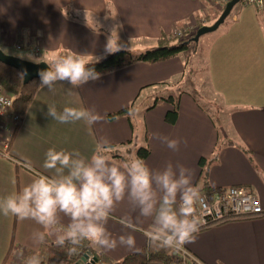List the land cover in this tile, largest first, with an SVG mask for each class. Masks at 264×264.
<instances>
[{"label": "crops", "instance_id": "0c3cea01", "mask_svg": "<svg viewBox=\"0 0 264 264\" xmlns=\"http://www.w3.org/2000/svg\"><path fill=\"white\" fill-rule=\"evenodd\" d=\"M228 1L0 0V50L10 56L13 52L21 53L25 57L21 59L29 62L31 60L27 58L36 57L37 61H31L35 63L73 53L90 55L100 61L112 53L107 50L110 40L120 50L136 47L145 50L162 34H172L175 28L192 31L196 27V18L205 26L212 25ZM36 49L38 55L34 52ZM205 65L212 90L226 105L243 108L224 116V128L219 132L186 94L179 96L178 118L174 125H168L164 120L171 106L161 103L151 110L138 112L144 127L139 129V123L134 124L132 132L127 119L128 116L133 120L132 103L142 89L155 85H159L156 86L159 89L164 86L162 84L183 75L184 67L179 58L152 65L135 63L101 75L97 81L79 88L67 82H57L51 90L40 88L14 134L9 148L10 160L0 156V199L22 192L39 174L49 177L67 174V169L60 173L43 167L50 148L78 151L81 156L73 159L88 160L94 152L106 147V140L111 146L131 140L135 148L146 145L150 150L145 162L152 171L157 199L163 192L155 178L169 163L177 173L176 165L190 169L194 185L202 191L198 165L201 158L209 168L208 188L212 192L232 186L250 190L262 205L261 217L211 226L199 233L195 243L182 248L201 264H264L263 10L244 5L235 7L212 40ZM148 97L145 107L155 100L152 95ZM52 105L57 111L65 107L94 108L103 119L92 127L83 121L61 124L45 116ZM126 110V116L121 115L111 122L106 119L110 113ZM164 137L180 140L179 150L169 149ZM238 139L250 150L251 163L236 143L224 146L216 155L217 146L226 140L235 142ZM209 161L212 162L209 164ZM111 162L126 172L118 162ZM57 216L58 226L67 227L70 218L60 212ZM126 217L133 219L135 231L120 223ZM152 223L151 218L139 217L131 198L126 196L125 201L117 205L106 227L117 238L133 235L135 247L118 246L105 251L89 246L96 252L98 264H113L139 253L146 245L145 233L151 230ZM37 231L44 229L33 220L0 214V243L6 245L2 259H6L5 264L11 261L22 264L27 257L37 253L44 257L47 249L69 251L67 247H56L54 237L47 238L45 244L36 243L33 234ZM13 244L16 247L13 248ZM86 244L72 255L77 256ZM18 250L23 251L22 256L17 254ZM69 264L74 263L69 261Z\"/></svg>", "mask_w": 264, "mask_h": 264}, {"label": "clouds", "instance_id": "9594fccd", "mask_svg": "<svg viewBox=\"0 0 264 264\" xmlns=\"http://www.w3.org/2000/svg\"><path fill=\"white\" fill-rule=\"evenodd\" d=\"M107 50L120 49L110 40ZM97 62L99 58L76 53L53 56L47 69L39 73L40 87L51 90L57 82H67L79 88L90 81L95 82L100 74L89 65ZM70 94L79 95L78 92ZM45 116L61 124L83 121L89 127L103 119L94 108L65 107L57 111L55 105L47 108ZM163 139L169 149L179 150L180 140ZM110 150V142L106 140V147L86 160L73 159L81 156L78 151L48 149L43 167L60 173L67 169V174L57 177L39 174L22 192L0 199V214L35 221L44 229L33 234L36 243L45 244L47 238L54 237L53 244L58 248L67 247L70 253H76L85 242L105 251L118 246L132 248L136 244L133 235L117 238L106 227L117 205L127 196L139 217L153 221L151 230L145 233L149 249L179 250L186 244L195 243L204 223L198 214V209L204 205V197L193 183L191 170L176 165L177 173L169 163L155 178L163 192L157 199L152 171L146 162L135 157L124 165L125 172L111 162L112 157L107 155ZM58 212L70 218L67 227L58 226ZM120 223L136 230L131 217ZM17 254L22 256L23 251L18 250ZM24 264H42V258L37 253L27 257Z\"/></svg>", "mask_w": 264, "mask_h": 264}, {"label": "trees", "instance_id": "16d2710c", "mask_svg": "<svg viewBox=\"0 0 264 264\" xmlns=\"http://www.w3.org/2000/svg\"><path fill=\"white\" fill-rule=\"evenodd\" d=\"M239 5H242L241 2ZM224 7L225 4L221 8L220 13L224 10ZM203 26H205L204 22H202V20H200L199 18H196V27L192 31L187 32L184 31L183 29H179L181 30V35L179 36L173 34L170 35L162 34L156 40V44H157L156 47L148 48L137 52L121 49L119 51H115L112 52L111 54L106 55L99 62L89 66L94 67L95 70L101 76L125 68L135 63H145L152 65V64H158V63L170 61L172 59L178 58L179 55H181V53L186 52L189 49L190 43L194 42L193 38L197 30ZM51 60H47L45 63L50 65ZM200 73L203 76V81L206 84H208L207 69L205 66L200 69ZM194 74H196V72ZM171 84L173 83L169 82L168 84L166 83L162 84L164 86L159 89L158 88L156 89V86L159 85L149 86L147 88L142 89L141 91L146 90L148 88H155V89H148L150 92L147 95L144 96H142L141 94L138 95L139 97H137L134 100V103H132L130 107V108L134 107L132 109L135 111L133 114H138V112L142 113L144 111L151 110L152 108H154L155 106L161 103H167L171 106V108L165 113L164 120L168 125H174L178 118L179 96H181L182 94H186L192 99V101L195 103L197 108L200 111H202L205 114V116L212 122L216 131L219 132L222 128H224V121H223L224 116L229 115L234 111L243 109L242 107H231L226 105L223 98L220 95L216 94L213 90H212V94L209 97H203L200 95L195 96L194 94H192L194 90L179 91V95L177 97L173 95H164L163 93L165 92L166 89L168 90L170 88ZM0 86L4 89V91H6L7 93H9L14 97L13 109L16 112H18L22 117L26 114L29 106L31 105V103L35 98L36 93L41 88L40 79L33 80L28 84L24 85L22 74H20L13 68L1 63H0ZM149 95L154 96L155 100L148 102L149 105L145 107L146 98L148 99ZM142 105L145 106L142 107ZM127 112L128 111L126 110L121 112L110 113L106 116V119L109 122H111L117 119L121 115L126 116ZM127 119L130 128L133 132L135 123L133 122V120L131 121V118L128 116ZM143 127L144 126H142L141 128ZM234 143H236L238 149L244 154V156H246V158L251 163L253 161L252 154L250 150L239 139L235 142L226 140L222 145L217 146L216 155L219 153L220 149H222L224 146L234 145ZM135 147H136L135 144L131 140L119 145H112L111 150L107 153V155L111 156L112 160L118 162L127 171L124 165L127 162H129L131 159L135 157H139L145 161L150 155V150L147 148L146 145L139 146L137 148ZM104 148H100L99 150H97V152L102 151ZM211 162L212 161H209V164ZM198 165L201 168L200 187L203 191L211 193L212 191L210 190V188H208L209 168L206 167L207 163L205 159L203 158L199 159ZM206 229L208 228L202 227L200 232H204ZM88 252H90L93 257L98 258L96 252L90 250L89 245L86 244L84 249L80 251V253L77 256L76 255L74 256L72 255V253L69 252L70 263H73L74 261L78 260V258H81L84 254ZM173 260H174L173 249H154V248L149 249L146 244L139 253L128 255L124 257L122 260L113 264H168ZM5 261L6 259H4L2 264H5ZM98 262L99 261H97L96 264H98ZM42 264L44 263L42 262Z\"/></svg>", "mask_w": 264, "mask_h": 264}, {"label": "built area", "instance_id": "2783aa9c", "mask_svg": "<svg viewBox=\"0 0 264 264\" xmlns=\"http://www.w3.org/2000/svg\"><path fill=\"white\" fill-rule=\"evenodd\" d=\"M241 4L264 9V0H241ZM172 34L179 36L181 30L175 29ZM13 103L14 97L0 86V156L9 160L10 145L22 121V116L13 109ZM201 193L204 205L198 209V214L204 221L203 228L263 215L260 201L246 187L232 186L211 193L202 190ZM173 250L174 260L168 264H201L183 248Z\"/></svg>", "mask_w": 264, "mask_h": 264}, {"label": "rangeland", "instance_id": "374dc122", "mask_svg": "<svg viewBox=\"0 0 264 264\" xmlns=\"http://www.w3.org/2000/svg\"><path fill=\"white\" fill-rule=\"evenodd\" d=\"M208 26H211L208 25ZM223 28V24L215 31L209 34H205L202 37L199 38L198 42H191L190 43V47L186 52L181 53V55H179V59L182 61L183 67H184V74L178 76L177 78H174L170 83H173L170 85V88L167 90H165V92L163 93L164 95H173V96H178L179 95V91L182 90H188V91H192L194 90V92H192V94H194L195 96H203V97H209L212 94V88L209 84H206L203 81V76L200 73V69L202 67H204L205 65V56L206 53L208 51V48L212 42V40L214 39V37L217 35V33H219V31H221V29ZM175 29H181V28H175ZM173 33V32H172ZM134 47V45H129L128 47ZM157 44L156 43H151L149 44L148 48H153L156 47ZM127 50H130L132 52H137V51H142L144 49H141L139 47L136 48H129ZM13 57L16 58H25L24 56H21V53H17V52H13L11 53ZM35 54H39V50L36 49L35 50ZM31 61H37L36 57H31L27 58ZM23 60V59H22ZM26 61V60H25ZM30 61V62H31ZM206 66V65H205ZM196 72V74H194ZM194 74V75H193ZM166 88V87H165ZM150 91L147 90H143L141 95H147ZM132 119L136 124L139 123V129L142 127V116L139 114H133L132 115ZM137 126V125H136ZM12 230V229H11ZM9 231V228L6 229V232ZM10 238V237H9ZM8 238V240H9ZM6 245L1 244L0 243V264L3 261V257H4V247ZM9 245H7L8 247ZM13 248L16 247V245L13 244L12 246ZM44 255L41 256L42 262L44 264H64L65 260H66V264H69V251H65L64 250H45L44 251ZM74 254V253H72ZM42 255V254H40ZM46 259V260H45ZM13 261H11V263H7V264H12ZM24 264V263H22Z\"/></svg>", "mask_w": 264, "mask_h": 264}, {"label": "water", "instance_id": "95a60500", "mask_svg": "<svg viewBox=\"0 0 264 264\" xmlns=\"http://www.w3.org/2000/svg\"><path fill=\"white\" fill-rule=\"evenodd\" d=\"M241 0H229L224 7V10L219 15L218 19L211 26H203L199 28L193 38L195 43L205 34L215 32L229 17L235 6L239 5ZM0 63L9 66L23 75V84L26 85L33 80L40 79L39 73L47 69L49 66L45 62H29L10 55L4 54L0 50ZM97 258L92 257L90 252L84 254L78 264H96Z\"/></svg>", "mask_w": 264, "mask_h": 264}, {"label": "flooded vegetation", "instance_id": "af4514ba", "mask_svg": "<svg viewBox=\"0 0 264 264\" xmlns=\"http://www.w3.org/2000/svg\"><path fill=\"white\" fill-rule=\"evenodd\" d=\"M80 261V258H78V260H76L75 262H73L74 264H78Z\"/></svg>", "mask_w": 264, "mask_h": 264}]
</instances>
